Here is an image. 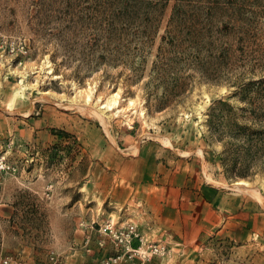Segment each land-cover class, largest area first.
Segmentation results:
<instances>
[{
	"label": "rangeland",
	"instance_id": "obj_1",
	"mask_svg": "<svg viewBox=\"0 0 264 264\" xmlns=\"http://www.w3.org/2000/svg\"><path fill=\"white\" fill-rule=\"evenodd\" d=\"M106 1L0 0V264H264V0L192 6L179 46L177 0L96 45Z\"/></svg>",
	"mask_w": 264,
	"mask_h": 264
},
{
	"label": "trees",
	"instance_id": "obj_2",
	"mask_svg": "<svg viewBox=\"0 0 264 264\" xmlns=\"http://www.w3.org/2000/svg\"><path fill=\"white\" fill-rule=\"evenodd\" d=\"M197 4H192V0H177L172 8V14L169 19V27L166 30L164 40L166 43L174 46H179L181 41L186 42L187 39L182 40L174 32L181 26V28L189 29L188 38L192 36L193 31L191 26L195 23L196 19L194 14H189L188 10L192 6H198V9L205 8V10H224L228 8H234V2L232 0H198ZM203 1V3H200ZM108 6L113 8H104L96 10L98 16L95 17V24L98 26L93 27L95 31L94 42L99 45V41L104 37L106 44L109 39L112 38L114 33L125 28V26L136 22H145L155 20L159 10L165 6L168 0H107ZM197 8L195 10H197ZM203 10V9H202ZM195 14L200 15L199 12ZM100 19V20H99ZM99 21V22H98ZM102 37V38H101ZM191 42H195L192 40ZM100 45H103L100 44ZM212 121V119H211Z\"/></svg>",
	"mask_w": 264,
	"mask_h": 264
},
{
	"label": "crops",
	"instance_id": "obj_3",
	"mask_svg": "<svg viewBox=\"0 0 264 264\" xmlns=\"http://www.w3.org/2000/svg\"><path fill=\"white\" fill-rule=\"evenodd\" d=\"M226 198V195H219L217 201H204L201 206L195 208V211L192 212L193 217H189L188 219H185L183 215L179 216L176 211H174L173 214L170 213L168 219L174 223L181 222V226H184V228L186 225L198 228L202 225L210 227L219 224L220 222H223L227 216ZM185 230L181 231V238H183V241H189L199 236L198 231H190L186 228Z\"/></svg>",
	"mask_w": 264,
	"mask_h": 264
},
{
	"label": "bare ground",
	"instance_id": "obj_4",
	"mask_svg": "<svg viewBox=\"0 0 264 264\" xmlns=\"http://www.w3.org/2000/svg\"><path fill=\"white\" fill-rule=\"evenodd\" d=\"M88 98H90V94L88 93L87 94V99ZM116 99H115V93H113L112 95H111V97L109 98V101H107V103L106 104H101V107H107L108 109H111V108H113V105H115L116 104ZM97 111V110H96ZM236 184H241V185H247L248 183L245 181V180H239V181H237L236 182ZM240 186V185H239ZM248 186V185H247ZM242 188H244V187H242ZM246 189V188H245ZM248 189V188H247ZM250 191V190H249ZM144 253V252H143Z\"/></svg>",
	"mask_w": 264,
	"mask_h": 264
},
{
	"label": "built area",
	"instance_id": "obj_5",
	"mask_svg": "<svg viewBox=\"0 0 264 264\" xmlns=\"http://www.w3.org/2000/svg\"><path fill=\"white\" fill-rule=\"evenodd\" d=\"M112 231V230H111ZM127 231H128V234L131 232H133L134 231V226H132V225H129V227L127 226Z\"/></svg>",
	"mask_w": 264,
	"mask_h": 264
}]
</instances>
